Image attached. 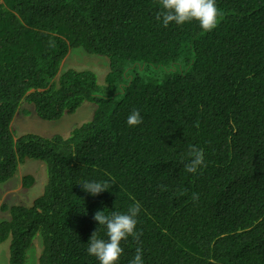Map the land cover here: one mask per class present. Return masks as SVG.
I'll list each match as a JSON object with an SVG mask.
<instances>
[{"label":"trees","instance_id":"1","mask_svg":"<svg viewBox=\"0 0 264 264\" xmlns=\"http://www.w3.org/2000/svg\"><path fill=\"white\" fill-rule=\"evenodd\" d=\"M216 6L204 31L195 20L165 27L159 0H0V182L26 157L48 177L32 205H1L10 264H27L37 237V264H99L87 253L97 227L107 238L94 213L135 202L141 235L121 241L116 264L137 247L143 264H264V0ZM73 47L109 59L105 84L90 69L60 73ZM25 101L47 121L96 108L66 137H15ZM134 109L142 123L130 127ZM189 146L203 150L196 173ZM90 181L112 186L92 196L79 186Z\"/></svg>","mask_w":264,"mask_h":264},{"label":"clouds","instance_id":"2","mask_svg":"<svg viewBox=\"0 0 264 264\" xmlns=\"http://www.w3.org/2000/svg\"><path fill=\"white\" fill-rule=\"evenodd\" d=\"M159 3L161 6V11L157 13L156 19L158 21H162L165 27H167L172 22L177 25H183L187 22L195 20L199 23L202 30L211 31L217 26L218 17L221 15L219 9L216 6V0H159ZM22 103L20 107L22 106ZM12 121L10 124L11 130L13 127ZM140 123H142L140 112L135 109L132 110L127 118L128 126L134 127ZM14 136L18 137L15 134ZM187 157L188 162L185 164V170L189 173H196L198 169L204 165V154L202 149L189 146ZM79 186L83 191L91 194L92 196H96L101 192L108 190L112 185L106 181H90L84 182ZM161 187L162 190H166L163 186ZM198 198V194L193 196L194 200H197ZM140 211L141 205L139 202H135L134 204L130 205L127 209V212L124 213L113 211L111 214L106 215L103 210H97L94 213L93 219L98 222V226H103L105 228V234L107 238H100L98 236L97 227L92 232L87 242L88 255L94 256L99 261V264H116L123 253L121 241L127 240L129 236L138 240L139 236L141 235V233L136 231L137 216ZM142 255V248L137 247L134 258L129 262V264H143Z\"/></svg>","mask_w":264,"mask_h":264},{"label":"rangeland","instance_id":"3","mask_svg":"<svg viewBox=\"0 0 264 264\" xmlns=\"http://www.w3.org/2000/svg\"><path fill=\"white\" fill-rule=\"evenodd\" d=\"M68 68L93 70L98 83L105 84V77L109 71V59L106 56L89 54L81 47H73L62 61L60 73ZM95 108V103L86 101L75 112L64 114L57 120L47 121L35 114L32 105L23 102L12 121V130L17 136L25 132H35L45 136L61 134L66 137L74 127L90 121ZM20 165L12 179L0 182V221L8 216V213L2 210V204L30 206L46 188L48 177L45 163L26 157ZM26 175L33 177L29 187L23 184ZM35 241L31 247L33 250L30 249L31 252H28L27 264H37L38 253L41 251L40 237H37ZM9 259L10 239L8 238L0 243V264H10Z\"/></svg>","mask_w":264,"mask_h":264}]
</instances>
